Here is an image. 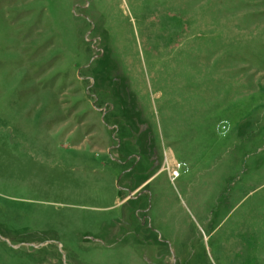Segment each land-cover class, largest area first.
<instances>
[{
    "label": "rangeland",
    "instance_id": "obj_1",
    "mask_svg": "<svg viewBox=\"0 0 264 264\" xmlns=\"http://www.w3.org/2000/svg\"><path fill=\"white\" fill-rule=\"evenodd\" d=\"M0 264H264V0H0Z\"/></svg>",
    "mask_w": 264,
    "mask_h": 264
}]
</instances>
